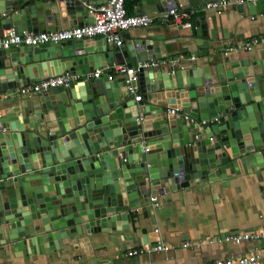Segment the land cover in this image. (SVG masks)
Returning a JSON list of instances; mask_svg holds the SVG:
<instances>
[{
    "label": "water",
    "instance_id": "95a60500",
    "mask_svg": "<svg viewBox=\"0 0 264 264\" xmlns=\"http://www.w3.org/2000/svg\"><path fill=\"white\" fill-rule=\"evenodd\" d=\"M96 1L0 0V36L3 29L35 33L82 24L91 20L83 14L84 3ZM146 1L154 8L144 10L151 12L173 5L185 9L209 0ZM248 4L264 12V0ZM137 11L142 13L140 8ZM134 48L140 54L136 61L148 59V45L136 43ZM114 49L104 38L0 49V75L15 74L20 80L15 85L18 88L53 74L76 72L75 65L87 56H95L94 68L105 67L103 57L105 64H114ZM65 60L72 64L61 65ZM246 63L239 62L246 69L230 61L209 68L194 65L190 69L195 74L174 66L143 70L138 73L139 101L133 100L125 77L118 84L105 77L102 85H92L95 80L89 78L67 89L44 92L37 102L25 103L22 109H5V119L0 117V237L17 246L43 227L48 238L58 241L67 236V231L57 230L60 227L78 223L80 217L104 225L110 214L114 220L116 214L131 208L139 193L154 196L194 185L195 179H213V173L219 175L236 158L253 159L263 166L264 58L253 65ZM27 66L33 77L25 79L22 74ZM86 70L94 71L89 67L82 73ZM12 88L0 85V90ZM161 89L165 105L144 106ZM166 103L175 106L170 114L174 118L166 116ZM151 106L158 109L153 115ZM21 111L24 115L18 117ZM150 118L156 120L154 128L145 122ZM202 119L221 120L201 126ZM200 128L204 129L202 136H198ZM3 129H11L12 139L5 138ZM78 129L85 135L74 134ZM49 172L72 174L71 195L60 191L59 183H47ZM68 181L60 182L66 186ZM141 187L145 191H138ZM52 191L59 193L58 204H54L55 196L43 194Z\"/></svg>",
    "mask_w": 264,
    "mask_h": 264
},
{
    "label": "crops",
    "instance_id": "0c3cea01",
    "mask_svg": "<svg viewBox=\"0 0 264 264\" xmlns=\"http://www.w3.org/2000/svg\"><path fill=\"white\" fill-rule=\"evenodd\" d=\"M102 1L97 0L95 3ZM206 2L196 3L183 9L190 13L189 28L156 17L148 27H133L125 31L123 45L120 48L114 45L115 64L137 66L139 60L136 61L135 56L139 57L140 54L134 48L136 43L148 45L147 60L154 59L159 62L160 70L172 66L176 69L189 70L195 67L194 65L209 68L211 65L220 66V63L224 61L237 63L239 69H246L239 62L246 61V64L253 65L263 60L264 44L253 45L249 50L237 48V45L251 37L264 35V12L261 9L252 8L248 3L241 4L240 7L239 5H227L219 10L207 9L205 8ZM125 5L129 14L138 13V8L142 13L154 15L166 11V9L145 11L144 7L154 8L146 0H125ZM83 14L85 15V11ZM6 30L3 29L2 34ZM93 39L101 40L102 38L98 36ZM192 55L195 59L191 58ZM90 57L91 59L87 56L81 60L80 65H75L76 72L68 71L80 74L72 86L89 79L86 77L89 70L82 73L83 69L89 67L94 71L104 69L101 76L94 78L92 85H102L106 81L118 84L120 77H126L119 73H112L110 68L112 64H105L104 57L105 67L94 68L95 59L93 57L95 56ZM100 57L102 60V54ZM67 63L72 64V60H65L61 65ZM28 67L27 70L23 68V74L20 72L23 77L25 75V79L33 77ZM51 68L53 67L50 66ZM16 69L18 68L13 67L12 70ZM41 70L43 72L46 69ZM195 73L190 69V74ZM107 74L113 75L112 80L107 77ZM14 76L15 74L0 75V85L4 83L13 86L9 90H0V117L3 119L6 116L5 109L8 107L22 109L25 103L30 104L39 99L38 94L22 93L20 88L24 85L15 87L17 83L20 84V80L17 81ZM105 77L106 81L103 80ZM55 89L63 90L62 88ZM170 92L174 93L172 90ZM161 94L164 95L162 89L160 92L153 93L152 97L147 100L149 102L144 106L165 105L166 97H161ZM166 105H168L165 108L166 116L174 118L168 110L175 106L167 103ZM148 109L152 115L158 110L152 106ZM20 115H24L23 111L18 114V117H21ZM220 120L213 121V123ZM154 121H156L154 118H150L145 122L151 123L154 128ZM203 130L198 129V136L204 135ZM10 132L11 129H3L5 138L12 139ZM95 134L96 139L99 138V133ZM130 138H127L128 142H131ZM214 140L215 135L212 141ZM229 151L228 149L226 153ZM105 154L110 156V153ZM252 160L247 162L236 158L229 163V167L222 166L225 170L220 171L219 175L213 173V179H195L194 185L179 189L172 188L168 193H158L155 195L156 201H151V196L143 194L142 191H145V188L141 187L138 191L142 194L139 193L134 205L127 211L116 214L114 220L111 219L112 214H110L104 225L99 226L95 221L90 222L76 212L73 214L74 219L80 217L82 220L77 218L78 223L72 220L73 225H65L57 229L67 231L66 234L64 232L67 236L58 241L48 238L43 227L35 231L33 236L20 240L21 244L17 242V246L13 241H5L2 236L0 237V264H204L230 255L237 250L245 252L256 250L261 247L263 241L244 242L241 245L227 241H211L212 237L217 238L225 233L264 230V162L262 161L263 166H260ZM37 161L40 162V159L38 158ZM69 166L70 169L71 165ZM49 170L52 171L53 167ZM211 171L214 172V169ZM72 177V174L62 175L49 172L46 181L50 185L59 183L57 188L71 195ZM67 180L69 181L66 186L60 182ZM31 183L35 185L36 180ZM43 194L55 196L57 201H54V204H58L59 193L52 191ZM66 200L67 197L64 198L65 202ZM39 202L42 201L39 199ZM68 203L70 204L71 201ZM41 211L42 209L38 214ZM35 221H38L39 225L40 221ZM88 225L91 226L88 227ZM185 241H189V246H183ZM157 244H163L168 248L156 251L154 246ZM133 248H140L143 251L129 255L128 250ZM260 264H264V258Z\"/></svg>",
    "mask_w": 264,
    "mask_h": 264
},
{
    "label": "built area",
    "instance_id": "2783aa9c",
    "mask_svg": "<svg viewBox=\"0 0 264 264\" xmlns=\"http://www.w3.org/2000/svg\"><path fill=\"white\" fill-rule=\"evenodd\" d=\"M258 0H210L205 3V8L216 9L227 5H241L245 3H254ZM125 0H106L102 3L85 2V15L91 20L82 24L72 25L68 28H54L52 30H41L38 32L20 31L15 32L13 29H7L0 36V49H8L11 46H39L45 43H60L66 40L79 39H93L100 36L106 39L111 44L120 48L123 45V33L133 27H148L153 21L159 17L167 22L179 23L181 27L189 28L190 13L186 10L180 9L176 6L169 7L166 11L160 12L158 15L151 13H132L128 14L125 6ZM264 44V35L258 37H251L242 44H238L237 48L249 50L253 45ZM120 52V50H118ZM192 59L195 57L192 55ZM160 63L154 59L139 61L137 66L129 67L123 64H112L110 67L112 73H119L125 75V82L128 91L134 96L135 101L142 98L139 91L138 73L143 70L153 68V71H159ZM104 73V69H97L86 74V77L95 78ZM80 74L70 72H62L47 76L35 83H30L22 86L20 91L22 93L42 94L51 89L62 88L67 89L75 83ZM107 77L112 80L113 75L107 74ZM176 110L170 109L168 112L174 113ZM185 119H189L185 115ZM190 121L194 119L190 118ZM213 120L202 119L199 121L201 126H208L213 123ZM213 140V137H210ZM151 201H156V196H151ZM263 241L260 248L256 250H249L247 252L237 250L236 252L225 257L216 258L204 264H260L264 258V230H256L250 232L236 231L232 233H225L217 238L212 237L211 241H227L235 245H241L244 242ZM189 241H185L183 246H189ZM168 247L163 244L154 246L156 251L166 250ZM140 248H133L128 250L129 255L141 253Z\"/></svg>",
    "mask_w": 264,
    "mask_h": 264
},
{
    "label": "bare ground",
    "instance_id": "6f19581e",
    "mask_svg": "<svg viewBox=\"0 0 264 264\" xmlns=\"http://www.w3.org/2000/svg\"><path fill=\"white\" fill-rule=\"evenodd\" d=\"M74 134H76V135H79V134H82V135H85V131H81V130H76L75 132H74Z\"/></svg>",
    "mask_w": 264,
    "mask_h": 264
},
{
    "label": "trees",
    "instance_id": "16d2710c",
    "mask_svg": "<svg viewBox=\"0 0 264 264\" xmlns=\"http://www.w3.org/2000/svg\"><path fill=\"white\" fill-rule=\"evenodd\" d=\"M124 6H125V9H126V5H125V3H124ZM127 10V9H126ZM128 13V12H127ZM129 14V13H128Z\"/></svg>",
    "mask_w": 264,
    "mask_h": 264
},
{
    "label": "clouds",
    "instance_id": "9594fccd",
    "mask_svg": "<svg viewBox=\"0 0 264 264\" xmlns=\"http://www.w3.org/2000/svg\"><path fill=\"white\" fill-rule=\"evenodd\" d=\"M141 99H142V98H141ZM141 99H140V100H141ZM133 100H134V96H133ZM134 101H135V100H134Z\"/></svg>",
    "mask_w": 264,
    "mask_h": 264
}]
</instances>
